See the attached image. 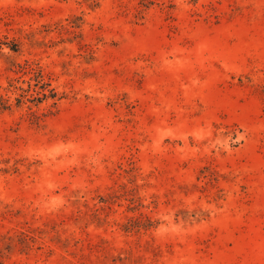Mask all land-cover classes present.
I'll use <instances>...</instances> for the list:
<instances>
[{"label": "rangeland", "instance_id": "1", "mask_svg": "<svg viewBox=\"0 0 264 264\" xmlns=\"http://www.w3.org/2000/svg\"><path fill=\"white\" fill-rule=\"evenodd\" d=\"M0 264H264V0H0Z\"/></svg>", "mask_w": 264, "mask_h": 264}, {"label": "trees", "instance_id": "2", "mask_svg": "<svg viewBox=\"0 0 264 264\" xmlns=\"http://www.w3.org/2000/svg\"><path fill=\"white\" fill-rule=\"evenodd\" d=\"M9 100V98L5 97V101ZM3 107H7L6 104H4Z\"/></svg>", "mask_w": 264, "mask_h": 264}]
</instances>
